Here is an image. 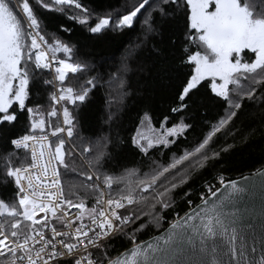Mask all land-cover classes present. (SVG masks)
Returning <instances> with one entry per match:
<instances>
[{"label": "snow or ice", "instance_id": "snow-or-ice-1", "mask_svg": "<svg viewBox=\"0 0 264 264\" xmlns=\"http://www.w3.org/2000/svg\"><path fill=\"white\" fill-rule=\"evenodd\" d=\"M40 9L92 36L139 35L115 70L102 72L74 45L46 38ZM180 16L184 26L168 37L169 47L172 60L190 71L181 78L161 69L176 81L168 110L173 119L165 116L154 135L138 129L131 138L147 171L121 164L115 174L108 136L86 140L76 112L105 85L130 89L132 76L145 71L141 51L159 55L154 41ZM60 31L72 29L61 25ZM44 73L50 78L41 79ZM37 87L45 90L46 103L29 106ZM209 98L221 111L188 141ZM115 99L107 98L109 108ZM247 109L264 123V0H134L114 16L97 14L83 0H0V184L14 192L0 198V264H264V248L257 257L254 246L264 228V171L242 182L214 176L221 187L205 182L211 199L190 187L194 175L219 158L216 141L234 133ZM21 114L27 119L22 134L14 131ZM114 115L109 112L105 123ZM148 120L145 114L141 123ZM180 141L186 146L165 163L152 158V151H170ZM62 173L82 178L74 191L65 190ZM181 198L188 208L183 215L177 211ZM166 222L163 234L137 243L139 234ZM118 240L131 247L119 251Z\"/></svg>", "mask_w": 264, "mask_h": 264}, {"label": "trees", "instance_id": "trees-1", "mask_svg": "<svg viewBox=\"0 0 264 264\" xmlns=\"http://www.w3.org/2000/svg\"><path fill=\"white\" fill-rule=\"evenodd\" d=\"M133 2L134 0H83V3L94 9L97 14H112L113 16L116 13H125ZM38 15L45 27L46 38L55 36L74 45L78 49V54L89 56L102 72L114 71L125 49L135 43L139 35L138 31L125 30L123 32L108 31L92 36L80 25L66 20L63 15L43 9L39 10ZM61 25L70 27L72 31L70 33L60 31ZM183 26L182 16L176 21L163 25L161 36L154 41L159 49V55L153 53L150 48L141 51L145 71L132 76L130 89L128 87L118 88L115 82L112 87L105 85L90 93L89 99L76 112L80 133L86 140H93L101 132L108 136L110 141L108 150L115 156L117 165V169H109V171H114L115 174H119L118 168L121 164L127 167L138 166L142 172L147 171L141 157L136 154L131 138L136 135L138 129L145 135H154L152 130H160L165 116H168L169 120L173 119L168 110L174 93L172 85L176 81L170 80L167 75H162L161 69H174L171 75L181 78L190 71L179 61L172 60L168 41V37L174 32L178 33ZM104 61L107 63H103ZM102 63L103 67H101ZM43 78H48L46 73L41 75V79ZM104 79L107 80L106 75ZM121 92L129 94L120 99L119 93ZM110 95L116 97L111 108L106 103ZM34 103H46V92L43 88L37 87L31 94L29 106ZM220 111L221 109L215 101L207 99L206 106L200 110L197 116L198 127L195 131L190 132L187 137L188 141L198 137L203 123L205 121L214 122ZM109 112H114L115 115L112 121L106 124ZM145 114L150 117V120L141 123L145 120ZM166 126H170V124ZM234 127V133L216 141V150L220 151L219 158L211 162L202 173L194 175L190 184L194 192H204L206 181L215 183L212 179L214 176L223 175L226 180L238 179L264 168V123L260 122L259 113H253L251 109H247L245 115L236 121ZM26 128V115L21 114L14 131L22 134ZM185 146V143L180 141L172 145L170 151L166 149L152 151L151 156L160 163H165L173 152L179 154V151ZM221 149L225 150L221 151ZM76 166L79 169V163ZM61 179L66 191H74L82 178L78 173H70L67 176L62 173ZM204 194L206 195L207 192ZM13 195L14 192L10 185L0 184V198L9 200ZM192 199L194 204L198 202L195 196ZM187 210V205L182 202V198L178 200L177 211L179 214L183 215ZM171 218L169 215L168 222L171 221ZM167 227L168 223L166 222L159 230L150 228L144 231L139 234L137 243L158 235ZM115 247L119 251H125L131 245L126 244L123 240H118L115 242Z\"/></svg>", "mask_w": 264, "mask_h": 264}, {"label": "water", "instance_id": "water-1", "mask_svg": "<svg viewBox=\"0 0 264 264\" xmlns=\"http://www.w3.org/2000/svg\"><path fill=\"white\" fill-rule=\"evenodd\" d=\"M259 171H264V168L260 169ZM254 174L246 175V176H243V177L253 176ZM256 179H257V181H259L260 180V177H256ZM235 180L242 182V177L241 178H238V179H235ZM255 191H256V197H255L254 203L257 205V207H259L260 200H261V195H260L261 194V189L259 187V184H257V186L255 188ZM208 198L211 199L212 197L209 196ZM259 221H260V218L258 217V222ZM163 231L161 233H159L158 235L163 234ZM258 236H259L258 241L254 242V246L258 250L257 253L255 254L257 257L259 256L260 250H262V248H264V228H262V229H260L258 231ZM154 237H151V238L147 239L146 241L150 242ZM146 241H143V242H140V243L143 244Z\"/></svg>", "mask_w": 264, "mask_h": 264}, {"label": "built area", "instance_id": "built-area-1", "mask_svg": "<svg viewBox=\"0 0 264 264\" xmlns=\"http://www.w3.org/2000/svg\"><path fill=\"white\" fill-rule=\"evenodd\" d=\"M48 78H50V77H48ZM213 186H214V188H218V187H221L220 185H219V183H217V182H215L214 184H213ZM208 197L210 196L208 193L206 194Z\"/></svg>", "mask_w": 264, "mask_h": 264}]
</instances>
